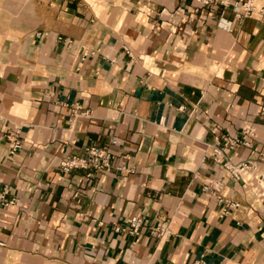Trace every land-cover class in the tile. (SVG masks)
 <instances>
[{"label": "crops", "instance_id": "0c3cea01", "mask_svg": "<svg viewBox=\"0 0 264 264\" xmlns=\"http://www.w3.org/2000/svg\"><path fill=\"white\" fill-rule=\"evenodd\" d=\"M235 1L0 0V264H264V17ZM88 143L111 170L63 169Z\"/></svg>", "mask_w": 264, "mask_h": 264}, {"label": "built area", "instance_id": "2783aa9c", "mask_svg": "<svg viewBox=\"0 0 264 264\" xmlns=\"http://www.w3.org/2000/svg\"><path fill=\"white\" fill-rule=\"evenodd\" d=\"M201 2L203 4L210 5L215 2H222L224 4H231L229 0H192ZM236 15L240 18L250 17L254 13H260L264 17V5L257 7L254 0H243L235 1L232 3ZM261 113L264 114V100L261 103ZM256 132V127L252 126L245 131L244 135H229L224 144L220 142L214 149V156L218 159L219 155L225 154L227 148H236L238 146H250L251 137ZM20 129L17 128L9 133V136L13 139L10 145V152L14 153L18 148L22 146V141L19 138ZM219 137L217 136V139ZM117 139H112V143H116ZM115 153L109 147H103L94 143L86 144L82 149V154L66 156L61 161V166L65 170H71L77 167L91 168V169H105L110 171L112 168V159ZM254 162L252 160H243L238 163H234L230 158H226L224 161L225 167L229 170L232 177L240 178L241 173L253 166ZM118 168L123 169V165H119ZM89 176L93 175V172L88 173ZM221 181L219 179H213L212 182L208 183L206 188L219 189ZM7 189L6 191H8ZM222 200L223 197L220 196ZM229 205H237V203L231 202ZM227 212V210H225ZM143 224V219L141 215H133L129 219V228L132 232L138 233Z\"/></svg>", "mask_w": 264, "mask_h": 264}]
</instances>
